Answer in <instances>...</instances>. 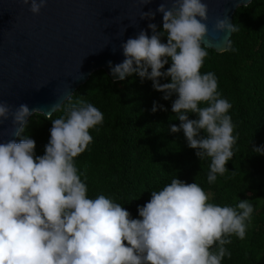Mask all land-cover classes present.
Wrapping results in <instances>:
<instances>
[{
	"label": "clouds",
	"instance_id": "obj_1",
	"mask_svg": "<svg viewBox=\"0 0 264 264\" xmlns=\"http://www.w3.org/2000/svg\"><path fill=\"white\" fill-rule=\"evenodd\" d=\"M22 3L39 15L48 0ZM157 11L163 14V33L149 24L151 38L144 31L129 38L122 45L125 60L115 66L109 62V67L121 81L134 73L152 80L165 100L177 94L172 111L180 126L170 130H183L197 157L210 159L211 185L229 172L226 165L239 137L228 114L232 105L218 91L216 75L201 72L208 57V6L203 0H161ZM141 17L155 19V12ZM215 31L231 36L239 28L225 16L217 19ZM162 35L167 43L161 42ZM225 50H233L231 39ZM169 59L171 66L162 71ZM169 77L170 83H160ZM58 111L63 115L53 119ZM36 113L53 125L43 156H36L30 137L0 142V264H222L231 258L225 247L230 238L245 239L253 204L239 199L235 206H220L198 183L174 178L152 191L150 201L138 208L140 219L105 195L89 198L81 179L87 177L75 159L93 142L90 130L103 123L102 112L83 99L73 102L72 94L47 111L21 104L13 112L0 102V124L11 118L19 126L15 136H22L28 117ZM188 113L198 119H189ZM253 151L264 154L262 148Z\"/></svg>",
	"mask_w": 264,
	"mask_h": 264
},
{
	"label": "trees",
	"instance_id": "obj_2",
	"mask_svg": "<svg viewBox=\"0 0 264 264\" xmlns=\"http://www.w3.org/2000/svg\"><path fill=\"white\" fill-rule=\"evenodd\" d=\"M233 24L239 28L231 37L233 50L218 54L207 49L201 69L202 74L216 75L218 91L232 105L228 114L239 139L234 157L226 165L228 173L208 184L210 159L202 162L197 157L183 130L171 132V125L180 126L172 111L177 94L165 100V93L156 91L150 79L134 73L115 81L104 70L95 71L72 95L73 102L83 99L104 116L103 123L90 130L93 142L75 163L87 177L81 179L89 198L105 195L124 206L134 219L141 218L138 208L150 201L151 192L174 178L200 184L211 202L220 206H235L239 199L250 201L254 213L246 237L230 238L232 243L225 247L231 258L226 256L222 264H264V154L253 151L264 149V0L239 7ZM163 31L162 25L158 32ZM161 42L167 43L166 35ZM170 66L169 59L162 71ZM170 82V77L160 79L161 84ZM60 115L63 111L52 118ZM188 115L198 119L194 113ZM52 126L51 120L36 114L17 143L30 137L36 143V156H43Z\"/></svg>",
	"mask_w": 264,
	"mask_h": 264
},
{
	"label": "water",
	"instance_id": "obj_3",
	"mask_svg": "<svg viewBox=\"0 0 264 264\" xmlns=\"http://www.w3.org/2000/svg\"><path fill=\"white\" fill-rule=\"evenodd\" d=\"M252 1L203 0L208 6L207 49L218 54L227 51L232 35L217 33L216 21L226 16L233 24L238 8ZM160 3L48 0L40 14L34 15L31 5L22 0H0V102L13 112L21 104L47 111L65 102L95 71L104 70L121 81L112 75L109 62L113 66L122 63L126 58L122 45L141 31L151 38L149 24L159 30L163 25V14L157 11ZM166 6L172 8V3ZM147 12H155V19L141 17ZM18 127L11 118L0 124V142H17Z\"/></svg>",
	"mask_w": 264,
	"mask_h": 264
}]
</instances>
